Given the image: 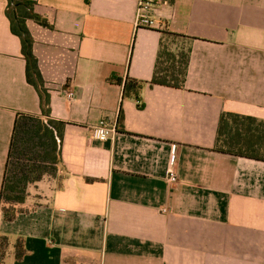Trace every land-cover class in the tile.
<instances>
[{
    "label": "crops",
    "instance_id": "0c3cea01",
    "mask_svg": "<svg viewBox=\"0 0 264 264\" xmlns=\"http://www.w3.org/2000/svg\"><path fill=\"white\" fill-rule=\"evenodd\" d=\"M25 1L53 23L26 27L67 126L58 175L28 187L13 222L0 212V264H264V162L214 150L223 113L264 123V0H158L154 29L137 27L139 0ZM7 11L0 0V193L16 115H41ZM170 35L190 49L184 88L123 99L112 80L149 83ZM105 118L117 133L96 141Z\"/></svg>",
    "mask_w": 264,
    "mask_h": 264
},
{
    "label": "trees",
    "instance_id": "16d2710c",
    "mask_svg": "<svg viewBox=\"0 0 264 264\" xmlns=\"http://www.w3.org/2000/svg\"><path fill=\"white\" fill-rule=\"evenodd\" d=\"M7 17L11 32L20 39L22 54L26 61V80L35 88L40 98L41 115L18 113L15 118L11 143L5 166L0 193V212L4 220L13 222L27 211L24 204L30 185L45 177H56L62 164L61 148L67 123L51 118L50 94L45 89L38 60L33 52V38L26 22L53 30V23L36 12L37 4L25 0H7ZM181 39V36L170 35ZM190 59V49L175 53L161 43L155 72L149 83L138 82L127 77L112 80L123 89V99L138 98L143 87L161 86L181 90L184 88ZM123 118L120 108L118 122ZM214 150L223 155L264 162V123L256 118L232 113L220 117ZM17 244V258L23 253ZM8 245L7 238L0 237V253Z\"/></svg>",
    "mask_w": 264,
    "mask_h": 264
},
{
    "label": "built area",
    "instance_id": "2783aa9c",
    "mask_svg": "<svg viewBox=\"0 0 264 264\" xmlns=\"http://www.w3.org/2000/svg\"><path fill=\"white\" fill-rule=\"evenodd\" d=\"M158 0H139L137 5V27L144 29H154L157 23L154 17L155 8ZM67 101L71 103L75 95L73 92L68 91L65 93ZM117 133V124L105 118L100 120L97 126L92 129V137L96 141L106 142L112 140ZM175 147H172L170 167L168 172V182L175 183L176 175L172 170V163L174 162Z\"/></svg>",
    "mask_w": 264,
    "mask_h": 264
},
{
    "label": "rangeland",
    "instance_id": "374dc122",
    "mask_svg": "<svg viewBox=\"0 0 264 264\" xmlns=\"http://www.w3.org/2000/svg\"><path fill=\"white\" fill-rule=\"evenodd\" d=\"M185 40L183 39H177L174 37H170V36H166L165 37V47L168 48L169 50L175 52V53H179L182 51L187 50V45L184 42Z\"/></svg>",
    "mask_w": 264,
    "mask_h": 264
}]
</instances>
